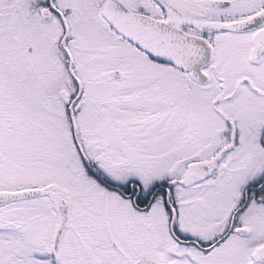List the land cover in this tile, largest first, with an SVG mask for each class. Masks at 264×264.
<instances>
[{
	"label": "snow or ice",
	"instance_id": "obj_1",
	"mask_svg": "<svg viewBox=\"0 0 264 264\" xmlns=\"http://www.w3.org/2000/svg\"><path fill=\"white\" fill-rule=\"evenodd\" d=\"M0 264H264V0H0Z\"/></svg>",
	"mask_w": 264,
	"mask_h": 264
}]
</instances>
